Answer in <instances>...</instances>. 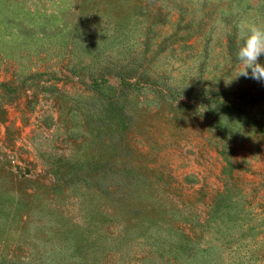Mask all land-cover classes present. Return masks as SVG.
Masks as SVG:
<instances>
[{"label": "rangeland", "instance_id": "374dc122", "mask_svg": "<svg viewBox=\"0 0 264 264\" xmlns=\"http://www.w3.org/2000/svg\"><path fill=\"white\" fill-rule=\"evenodd\" d=\"M241 21L264 0H0V264H264Z\"/></svg>", "mask_w": 264, "mask_h": 264}, {"label": "clouds", "instance_id": "9594fccd", "mask_svg": "<svg viewBox=\"0 0 264 264\" xmlns=\"http://www.w3.org/2000/svg\"><path fill=\"white\" fill-rule=\"evenodd\" d=\"M237 39L241 42L236 57L241 69L236 78L249 77L256 81H264V27L241 21L237 25ZM234 80V79H233Z\"/></svg>", "mask_w": 264, "mask_h": 264}]
</instances>
